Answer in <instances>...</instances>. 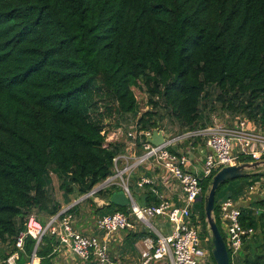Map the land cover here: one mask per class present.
<instances>
[{"label": "trees", "instance_id": "trees-1", "mask_svg": "<svg viewBox=\"0 0 264 264\" xmlns=\"http://www.w3.org/2000/svg\"><path fill=\"white\" fill-rule=\"evenodd\" d=\"M137 86L148 96L144 112ZM209 86L222 108L264 126V0H0V243L13 245L31 211L46 224L62 209L49 191L53 175L69 202L113 174L123 146L103 144L123 117L151 129L164 110L180 128L208 125ZM260 176L218 187L222 234L221 201ZM210 183L197 202L206 236ZM147 195L149 204L160 201ZM241 220L264 233V199L245 207ZM35 243L28 238V254ZM57 244L56 236L43 237L41 263L55 262ZM257 249L246 264H264V248ZM9 251L0 248V260Z\"/></svg>", "mask_w": 264, "mask_h": 264}, {"label": "built area", "instance_id": "built-area-1", "mask_svg": "<svg viewBox=\"0 0 264 264\" xmlns=\"http://www.w3.org/2000/svg\"><path fill=\"white\" fill-rule=\"evenodd\" d=\"M131 122L130 126L122 124L106 133L104 147L112 144L123 146L114 158V173L80 199L50 216L46 224L39 219L36 211H31L25 228L16 235L12 249L6 258L0 260V264H20L23 256L27 258L25 264H40L37 249L47 234L56 236L58 240L53 250L57 263L65 260L69 264H123L112 256V242L118 239L120 233L138 229L140 223L152 229L154 235L146 237L139 260L129 264H212L211 236H205L206 245H203L202 220L199 212L195 211L196 204L203 196L205 182L212 180L225 166L264 160V126L230 114L222 121L215 118L212 123L193 129H177L162 122L155 128L142 129L137 119ZM156 128L164 136L158 144L148 140ZM141 166L152 169L154 175H139L137 186L149 187L160 200L145 207L137 198L141 194L135 193L130 185L133 171ZM162 172L168 173L180 187V205L167 199L157 187L159 182L167 186ZM113 186L124 190L129 198L127 212L117 210L101 216L97 228L103 235L79 231L75 227L76 218L71 208L97 194L108 192ZM106 195L108 198L111 194ZM93 199L98 204L106 203L104 198ZM258 199H264V176L251 179L246 196L237 200L228 197L220 203L219 220L226 233L231 259L240 253L245 239L256 232L254 227L244 225L241 218L243 209L252 200ZM159 217L168 221L170 232L152 223L151 218ZM29 237L36 241L37 246L31 254L26 249Z\"/></svg>", "mask_w": 264, "mask_h": 264}, {"label": "rangeland", "instance_id": "rangeland-1", "mask_svg": "<svg viewBox=\"0 0 264 264\" xmlns=\"http://www.w3.org/2000/svg\"><path fill=\"white\" fill-rule=\"evenodd\" d=\"M209 91H210V97L208 100L204 101L205 102V108H204V105L202 106V110H203V113L205 115V119L204 121L208 122V120L211 122H213V120L216 118L218 121H222L226 118L225 114H230V112L232 113V111L230 110H227V109H224L222 108V103L221 102H214V99L216 98V95H217V89L214 87V86H209ZM134 91L136 93V96L138 98V101H139V104H140V110L141 112H144L146 111L148 108L147 106L148 105V99H147V95L146 93L144 92V90H142L141 87H134ZM203 102V103H204ZM150 107V106H149ZM214 108V109H212ZM161 113H163V119H162V123L163 124H166L167 126H171V127H175L177 129H181L180 127V123L172 118L171 116H169L164 110H161ZM233 115H235V117H239V116H243L245 117L244 115L245 114H240L235 112V113H232ZM213 118V120H212ZM129 120L128 121H123V125L125 126H128L130 124V122L132 120H134L133 118H128ZM209 122V124H210ZM196 154L198 153L197 151H194ZM246 162H251V161H246ZM144 167V166H141L137 169H135L132 173V177H131V180H130V185H131V189L135 192V193H138V192H143V189L138 187L137 184H136V181H137V178L139 176V174L141 173V168ZM256 170H260L262 172H264V167L261 166L260 168L258 169H251L249 170V172H254ZM114 173V171H113ZM246 177V176H244ZM240 177L239 179L236 178L237 182L240 181ZM232 180V179H230ZM208 181V180H207ZM60 185V181L59 179L57 178V176L53 175V183L49 185V191L51 193V195L60 200L61 201V204L63 205V190L59 187ZM249 185L250 183L248 184V186L244 189V192L240 193L238 196H231L232 198H234L235 200H237L240 196H246V193L248 192L249 190ZM207 193V191H206ZM204 194V193H203ZM82 195L79 196L78 192H75L74 194H72V201H76L78 199L81 198ZM95 197H100V198H104L106 200V203L104 204H98V202L96 201V199H93ZM109 197L107 198L106 195L104 194V196H102V193L100 194H97L96 196H93L92 199H88V200H85V201H82L80 203H78V211L76 212H73L74 215H75V218L76 219H80L81 216L87 214V218H86V222L87 224L92 228V229H95L97 228L96 224H97V220L103 216L104 214H107L109 212H112L116 209L115 206H108L107 204L109 203ZM204 204H205V201H204ZM77 205V204H76ZM203 206V203L202 202H199L198 204H196V207H195V211H198L199 209L201 210ZM248 207V206H247ZM255 207H257L256 204H254V207L252 208L253 210H255ZM63 208V207H62ZM127 208V207H126ZM119 211V209H117ZM39 215H41L40 213H38L39 211L38 210H35ZM220 214V213H219ZM45 215V214H43ZM48 220V218H47ZM151 221L152 223H154L157 227H166L167 226V231H170V227L167 225H165V221L162 217H159V218H151ZM83 223V222H82ZM202 224V228H203V222H201ZM222 227V226H221ZM140 229H142L144 231V233H147L149 236L150 235H154L153 233V230L146 227V225L140 223ZM222 232L224 234V237L226 239V233L224 231V229L222 228ZM259 232H257L256 234V237H255V241H257V239H259L261 237L260 234H258ZM206 236V233L204 232V230H202L201 232V237H202V240H203V245H206L205 242H204V238ZM259 237V238H258ZM254 241V242H255ZM116 245V244H115ZM11 244H8V243H0V248L1 249H4L5 251H9L10 248H11ZM112 247V245H111ZM243 255V252L242 250L240 251V253L235 256L233 259H231V263L232 264H235L236 263V260L238 259V256L242 257ZM53 261L54 258H53ZM238 261V260H237ZM212 264H215L214 261L212 262Z\"/></svg>", "mask_w": 264, "mask_h": 264}, {"label": "crops", "instance_id": "crops-1", "mask_svg": "<svg viewBox=\"0 0 264 264\" xmlns=\"http://www.w3.org/2000/svg\"><path fill=\"white\" fill-rule=\"evenodd\" d=\"M122 120L128 121L129 119L127 117H123ZM141 174L153 176L154 172L150 168L142 167L141 173L139 175H141ZM161 175H162V179H164V181L167 183V186H164L162 182H159V185H157V187L160 189V191L164 194V196L167 199H169L170 201H172L176 205H180V195H181L180 187L178 186V184L174 180H172L171 176L168 173L162 172ZM142 189H143V192H138L137 194H141V196L142 195L148 196L147 192H150L153 195V193L151 192L149 187H145ZM71 197H72V195H71ZM71 197H70V201L68 202L65 199V197L63 196V203L64 204L62 205V207L74 202V201H72L74 199H72ZM253 201H255V200H252L249 204L251 205V203ZM79 207L77 206L78 209H79ZM48 217L49 216H47V218ZM86 218H87V214L81 216L80 219H76L75 220V227L84 234L96 233L99 235H103V233L98 228L92 229L87 224ZM164 221H165V225H167L168 221L165 219H164ZM96 226H97V224H96ZM168 226L170 227L169 224H168ZM161 228L164 229L166 232L171 231V228H170V231H167V226L166 227L162 226ZM256 232L252 236H249L245 239L244 244H243V248H242L243 255H242V257L238 256V259H237L238 261L236 260L235 264H246L245 257L247 254H250V256H252V254L254 252L258 251L257 247H259V246H263V248H264V233L258 231L259 232L258 234H260L261 237L260 238L258 237L259 239H257V241H255V237L257 235ZM147 236H148V234L144 233V231L140 228H138L136 230L126 231V232L120 233L117 236L118 239L114 240L112 242V247H111L112 256L114 258H116L117 260H120L123 264H129V263L138 261L140 256H141V250L145 247V239ZM61 263L69 264V263H66L65 260ZM153 264H161V263L155 262Z\"/></svg>", "mask_w": 264, "mask_h": 264}, {"label": "water", "instance_id": "water-1", "mask_svg": "<svg viewBox=\"0 0 264 264\" xmlns=\"http://www.w3.org/2000/svg\"><path fill=\"white\" fill-rule=\"evenodd\" d=\"M148 140L155 144L162 142L164 140L163 132L158 128L154 129L153 135L150 136ZM260 166H264V160L225 166L219 170L211 180L207 193L205 194L204 201L207 228L210 232L212 252L216 264H232L225 237L221 233L214 214L217 189L220 184L226 182L227 180L247 176L249 175V170L258 169ZM137 198L139 199V203L142 207H145L148 204L146 195H137ZM108 201L109 203L120 207H128L129 204V198L122 189H113ZM36 247L37 246H35L34 249ZM49 264L63 263L54 262Z\"/></svg>", "mask_w": 264, "mask_h": 264}]
</instances>
